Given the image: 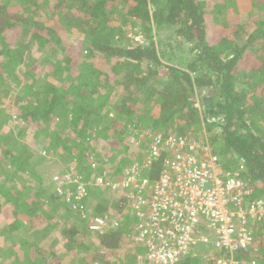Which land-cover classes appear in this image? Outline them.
<instances>
[{"label": "trees", "instance_id": "1", "mask_svg": "<svg viewBox=\"0 0 264 264\" xmlns=\"http://www.w3.org/2000/svg\"><path fill=\"white\" fill-rule=\"evenodd\" d=\"M239 1L254 19L232 21L236 0H0V121L16 111L19 135L33 123L30 135L46 138L63 171L90 177L80 194L74 182L59 193L56 176L36 177L42 168L12 152L2 128L0 264H62L37 247L45 228L84 264H148V246L132 240L141 220L130 169L140 167L149 200L169 151L153 158L148 148L210 117L218 122L202 143L245 183L242 206L264 200V0ZM91 195L100 200L89 217ZM245 227L246 248L212 244L206 263L189 251L174 264H264V219Z\"/></svg>", "mask_w": 264, "mask_h": 264}, {"label": "built area", "instance_id": "2", "mask_svg": "<svg viewBox=\"0 0 264 264\" xmlns=\"http://www.w3.org/2000/svg\"><path fill=\"white\" fill-rule=\"evenodd\" d=\"M157 140L150 146L152 157L162 149L169 153L164 170L150 186L149 200L142 194L148 181L137 180L140 167L131 168L128 176L138 195L129 205L143 225L136 228V240L148 246V264H174L201 244L212 243L213 249L246 248L250 237L245 224L248 219H264V200L242 206L249 194L245 183L236 173L222 169L211 148L174 135ZM144 205L148 208L143 209ZM95 220L94 229L107 227L106 218Z\"/></svg>", "mask_w": 264, "mask_h": 264}, {"label": "rangeland", "instance_id": "3", "mask_svg": "<svg viewBox=\"0 0 264 264\" xmlns=\"http://www.w3.org/2000/svg\"><path fill=\"white\" fill-rule=\"evenodd\" d=\"M237 4H235V6L233 7L231 5H229V7L226 8L227 13L229 14V17L232 19V21H236V22H247L248 19L250 18V20L253 18L251 16V8L252 5L249 3H245L244 1H239L236 0ZM251 16V17H250ZM254 19V18H253ZM249 26H251V23L248 24ZM248 26V27H249ZM139 37H137L138 39ZM46 63L45 60L42 61V64ZM9 105H11V102L9 103ZM195 108L197 110H199V113H201L200 117H203V111L201 109V107L199 106V103H196ZM15 110V109H14ZM6 111H1V114L3 115V113ZM0 114V115H1ZM12 115L15 117L17 116L16 111L11 113V118ZM8 117V113L5 115L4 119L2 121H0V131L2 128H4L5 132L11 137V139L8 140L7 142V147L13 152L16 153V155L20 154V156H25L28 157V159H30V162H34L35 165L37 167H41L42 169H40L41 171L37 172L36 177H40V175H43V179L45 181L48 180V177L52 175V177L56 176V190L60 193L59 189L61 187V185L65 184V183H70V182H74L76 184V189L78 191V193H80L82 191L81 186H83L84 184H86V182L89 180L90 177H81V176H76L74 175V178L72 177L73 173H72V168L69 167V169H67V173H65L66 171H63V162L61 159H56L54 156H49L47 154V150L50 148V144H48V141L46 140V138L44 137H39L34 138L30 135V133H32L31 131V127H33V123L29 124L27 131L25 132V134L19 135V133H17V131L15 130V127L13 125H18L16 122L13 123V120H11V118H7ZM206 122L208 123H204V121H201L196 127L194 126L192 129H190V131H187L191 134V136H194L195 140H207L208 138H210V134L214 133L211 132L209 133L208 129H209V124L210 122H218L217 118L215 117H210L205 119ZM21 120H19V123ZM212 123L210 125H212ZM19 126V125H18ZM21 130V129H20ZM171 130H174V127H171ZM131 141H126L124 144L125 147L127 146V144H130ZM211 143L210 140H207V144ZM125 147H123L125 149ZM128 147V146H127ZM123 151V150H122ZM135 152V151H134ZM136 153V152H135ZM130 157V156H129ZM42 158H46L47 160H42ZM131 158V157H130ZM132 159V158H131ZM72 167V166H71ZM71 171V173L68 172ZM59 172H64L62 173L63 175L61 177H58ZM125 173L124 169L122 172V175ZM75 174V173H74ZM112 174H115L112 173ZM114 179L120 178L121 176H119V174L113 175ZM41 178V177H40ZM79 179H82L83 183H79L78 181ZM64 179H66V181H64ZM123 179V177L121 178ZM90 181V180H89ZM80 187V190L78 189ZM114 190H117V188H115ZM63 193V192H62ZM79 195V194H78ZM102 195L101 196L103 199H106L107 194L105 191H102ZM76 196V195H75ZM75 199V198H74ZM70 199L68 198L67 201H69ZM100 200V196H93L92 195L89 197L88 201H87V209H86V216H91L92 214V206L94 205V203H96L97 201ZM4 215H0V222L3 221V219H5L3 217ZM13 216V215H12ZM116 215H113L112 218H115ZM32 221L37 222L35 218L32 219ZM64 226V225H63ZM143 225H139V223H132L131 224V229L134 231V234L132 235V240H136L137 236H136V232L135 229H141ZM59 230L56 229L55 231H51V229L49 230L48 228H45L44 231H41V234H45L47 237L45 239L44 242H41L39 244H37L38 248L43 249L44 251H46L47 253H49V255H51V253L55 254L56 256V260L61 262L62 264H84L80 259H78L77 255L75 254L76 252V247L74 246V248H72V251H69L65 245H63L64 243L62 241L59 240L60 236H59ZM25 236V235H23ZM89 240H92V235H88ZM25 238H29L28 235L25 236ZM88 240V241H89ZM212 244V243H211ZM211 244L209 245H197L196 247L193 248L192 250V255L194 256H200L202 255L204 257V262L206 263L207 260L211 257V253L213 252V249H211ZM131 245V244H129ZM128 246V245H127ZM208 247V248H207ZM235 257H237L235 255ZM244 260V259H243ZM239 264H247V261H237Z\"/></svg>", "mask_w": 264, "mask_h": 264}, {"label": "clouds", "instance_id": "4", "mask_svg": "<svg viewBox=\"0 0 264 264\" xmlns=\"http://www.w3.org/2000/svg\"><path fill=\"white\" fill-rule=\"evenodd\" d=\"M171 133H173L174 134V136L175 137H182V138H185V139H191V140H194L198 145H199V147H203V146H205L202 142L203 141H205V140H195L196 138L194 137V136H191V134L189 133V132H186V135H181V134H178V133H174V132H171ZM195 138V139H194ZM148 149H150V147L148 148ZM139 161H140V158H139ZM69 172V171H68ZM126 172V171H125ZM65 173H67V171L65 172ZM69 173H71V171L69 172ZM73 173V175H72V177L74 178V175H76V176H80V175H78L77 173H75L74 174V172H72ZM71 173V174H72ZM81 177H83V176H81ZM137 180H138V182H140L141 180H143V178H141V175H140V173L138 172V175H137ZM81 182L83 183V181H82V179H81Z\"/></svg>", "mask_w": 264, "mask_h": 264}]
</instances>
